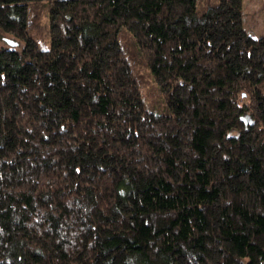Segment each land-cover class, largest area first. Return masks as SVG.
Returning a JSON list of instances; mask_svg holds the SVG:
<instances>
[{
  "label": "trees",
  "instance_id": "16d2710c",
  "mask_svg": "<svg viewBox=\"0 0 264 264\" xmlns=\"http://www.w3.org/2000/svg\"><path fill=\"white\" fill-rule=\"evenodd\" d=\"M0 42V264H264L242 0H0Z\"/></svg>",
  "mask_w": 264,
  "mask_h": 264
},
{
  "label": "rangeland",
  "instance_id": "374dc122",
  "mask_svg": "<svg viewBox=\"0 0 264 264\" xmlns=\"http://www.w3.org/2000/svg\"><path fill=\"white\" fill-rule=\"evenodd\" d=\"M242 12L245 30L254 37L264 35V0H242ZM47 17L45 10L41 15V22L45 23Z\"/></svg>",
  "mask_w": 264,
  "mask_h": 264
},
{
  "label": "water",
  "instance_id": "95a60500",
  "mask_svg": "<svg viewBox=\"0 0 264 264\" xmlns=\"http://www.w3.org/2000/svg\"><path fill=\"white\" fill-rule=\"evenodd\" d=\"M5 41H6L8 44L12 45V46L16 45L15 42H13L12 40H10V39H8V38H6Z\"/></svg>",
  "mask_w": 264,
  "mask_h": 264
}]
</instances>
